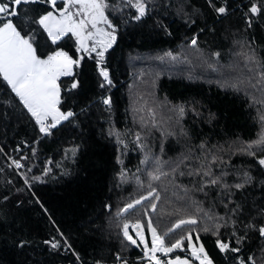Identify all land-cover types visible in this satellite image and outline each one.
<instances>
[{"label":"trees","instance_id":"1","mask_svg":"<svg viewBox=\"0 0 264 264\" xmlns=\"http://www.w3.org/2000/svg\"><path fill=\"white\" fill-rule=\"evenodd\" d=\"M107 2L116 42L103 67L112 83L99 75L94 54L82 55L58 82L60 111L74 115L50 135L0 77V264H147L122 228L139 221L145 229L149 219L167 244L191 234L212 264H247L250 255L264 264V238L247 227L264 226V147L247 154L264 132V0H150L139 20L126 0ZM23 8L22 17L51 10ZM26 31L41 56L77 54L70 34L53 45L37 25ZM9 157L23 167L7 168ZM157 170L167 175L151 181ZM245 173L252 179L243 189L224 187L244 182ZM149 183L160 200L117 215L147 195ZM189 215L196 224L175 227ZM63 239L73 253L51 247ZM218 241L240 251H221Z\"/></svg>","mask_w":264,"mask_h":264},{"label":"snow or ice","instance_id":"2","mask_svg":"<svg viewBox=\"0 0 264 264\" xmlns=\"http://www.w3.org/2000/svg\"><path fill=\"white\" fill-rule=\"evenodd\" d=\"M149 2L150 0H126V4L135 9V18L137 20L143 18L150 11L148 8ZM37 4H47L51 10L35 17L21 16L22 11H27L23 8L24 5ZM57 4L58 0H0V77L11 88L15 96L18 97L24 109L34 118L36 124L39 125V131L45 135H50L51 129L56 128L61 121H66L74 115L72 111L66 113L60 111L61 87L58 82L61 77L73 75V66H79L83 57L74 59L67 51L62 49L54 50L46 56H41L37 47L34 46V35L26 31V29L32 24L37 25L39 29L47 34V38L53 45L71 34V37H75L76 51L78 53L84 52L89 54V56L95 53L99 75L108 84H111L112 81L109 79L107 69L103 67L105 53L116 42V29L105 15V10L109 8L107 0H62V7L60 8L57 7ZM216 11L223 15L226 9L219 7ZM259 11L260 9L255 5L250 8L252 14H257ZM100 24L107 25L110 30L106 31L104 28L98 27ZM89 41H91V46H89ZM191 44L195 46L196 40L193 39ZM216 55L218 56L219 54L217 53ZM249 59L255 63L254 57H249ZM259 82L264 83V71L259 73ZM249 83L251 84L250 80ZM78 86V82L71 83L72 89H76ZM100 86L104 87V84L102 83ZM252 86L255 87V85ZM232 87L239 90L236 85H232ZM103 103L110 105L111 100L105 99ZM258 103L264 104V101H258ZM180 112L182 115V108ZM152 116L154 119V112H152ZM260 122L262 127H264V114H261ZM139 139L140 137L137 135V140ZM253 147H264V132L259 135L257 140L248 144V155H256L255 152L251 151ZM13 163L18 169L23 167L19 161H13ZM258 163L261 167H264V158H260ZM47 171H45V174H47ZM163 175H167V173H161L159 170L155 174L149 173L151 181H159ZM203 175L210 176L211 173L205 171ZM245 177L242 183H236L231 186L225 184L224 187H235L237 190H241L252 179L247 173H245ZM34 179L39 180L40 177H35ZM217 183V179L210 181L211 185H216ZM148 189L147 195L135 200L134 203H129L117 215L128 212L129 209L141 204L144 200L159 201L160 195L151 183H149ZM148 208L152 212H156L157 203L151 202ZM261 213H264V209H261ZM147 214L146 209L145 215ZM196 223L197 219L189 215L187 218L180 219L175 224V227L179 228L184 224L194 225ZM129 227L130 225L127 222L123 224V236L131 244L137 245V240L133 239L129 234ZM131 227L139 237V243L144 244V255L152 264H189L187 260H182L179 257L175 260L164 262L157 256V253H163L167 256L176 249L183 250L182 246L185 239L188 240V246L193 257L199 260L200 264H212L203 246L197 248L193 244L191 234L187 237H180L174 243L167 244L164 236L158 234L157 229L153 227L152 221L149 219L147 227L151 231L152 236L151 247L149 248L144 239V226L137 221ZM247 227L258 231L259 236L264 238V226L257 228L255 225L249 224ZM216 228L219 229L220 225H216ZM173 230L169 229V231ZM243 239L238 238L237 243H242ZM58 246V243H51L53 249ZM218 246L221 251H240L239 248L230 247L228 243L224 242L218 241ZM117 259H119V256H117ZM241 264H245V261L241 260ZM247 264H255V260L251 255L247 257Z\"/></svg>","mask_w":264,"mask_h":264},{"label":"rangeland","instance_id":"3","mask_svg":"<svg viewBox=\"0 0 264 264\" xmlns=\"http://www.w3.org/2000/svg\"><path fill=\"white\" fill-rule=\"evenodd\" d=\"M58 1H60L61 3L58 5L57 4V7L58 8H60V7H62V0H58ZM98 27H100V28H104L106 31H108V30H110V29H108L107 28V25H105V24H100V25H98ZM71 35V34H70ZM75 38V37H74ZM89 46H91V41H89ZM76 47H77V45H76V41H75V49H76ZM77 52V51H76ZM85 54H87V53H84V52H77V54H76V56H72L74 59H80V57H82V55H85ZM92 54H94L95 55V53H92ZM96 57V56H95ZM73 67H75V65L73 66ZM64 77H68V76H64ZM63 77V78H64ZM11 89V88H10ZM106 98H104V100H105ZM133 203V202H132ZM123 229V228H122ZM145 232V231H144ZM146 233L148 234V239H147V241H146V237H147V235H146ZM133 237V239H134V236H132ZM187 237V236H186ZM138 238L139 237H136L135 239L137 240V245H135V246H137V247H140L141 248V253H143L144 254V247L142 246V245H140L139 243H138ZM144 238H145V242L151 247V242H152V236H151V233H148V232H145V235H144ZM192 242H193V244L197 247V248H199L200 246H202L201 245V243H199V241H197V240H195V239H193L192 238ZM187 243H188V240H187ZM144 245V244H143ZM183 247V246H182ZM172 253V252H171ZM173 255L174 256H172V257H175V258H177V257H179V258H182L183 260H187L188 262H189V264H200V261L199 260H197L195 257H193V255H192V252H191V249L189 248V246H187V247H183V250H180V249H176V250H174L173 251ZM161 254H163V253H161ZM182 254H185V255H183V257H182ZM157 256H159V253H157ZM190 258V259H189ZM209 258V257H208ZM161 259V258H160ZM162 260V259H161ZM169 260V259H168ZM167 260V261H168ZM150 262V261H149Z\"/></svg>","mask_w":264,"mask_h":264},{"label":"built area","instance_id":"4","mask_svg":"<svg viewBox=\"0 0 264 264\" xmlns=\"http://www.w3.org/2000/svg\"><path fill=\"white\" fill-rule=\"evenodd\" d=\"M18 149L19 148H15L14 149V151H18ZM7 168H12L11 170H14V171H18L17 170V168L15 167V164L13 163V159H12V157H9L8 158V163H7ZM137 222V221H136ZM136 222H134V221H131V223L129 224L130 225V227H129V233L130 234H132L133 233V235H135V238L136 237H138L137 236V234H136V232H135V230L131 227V225H134ZM141 223V222H140ZM142 224V223H141ZM143 234L145 235V232H143ZM132 236V235H131ZM138 240H139V238H138ZM139 242V241H138ZM53 243H55V242H53ZM56 243H58V247H60L61 249H62V251L63 252H69V253H73V251L71 250V248H69L68 247V244L64 241V239L63 240H61V242H56ZM117 257V256H116ZM138 260H140V261H149L148 260V258L143 254V253H141V256L139 257V259ZM67 264H69V263H67Z\"/></svg>","mask_w":264,"mask_h":264},{"label":"crops","instance_id":"5","mask_svg":"<svg viewBox=\"0 0 264 264\" xmlns=\"http://www.w3.org/2000/svg\"><path fill=\"white\" fill-rule=\"evenodd\" d=\"M128 224H130L131 222H127ZM144 231L145 232H148V233H151V231L148 229V227H146L145 229H144ZM123 232V231H122ZM130 234V233H129ZM130 235H132V236H134V239H135V235H133V233L132 234H130ZM146 235H147V237H146V241H147V239H148V234L146 233ZM145 239V238H144ZM128 241V240H127ZM139 241V240H138ZM139 243V242H138ZM140 245H142L143 247H144V245L143 244H141V243H139ZM148 247L150 248V246L148 245Z\"/></svg>","mask_w":264,"mask_h":264},{"label":"water","instance_id":"6","mask_svg":"<svg viewBox=\"0 0 264 264\" xmlns=\"http://www.w3.org/2000/svg\"><path fill=\"white\" fill-rule=\"evenodd\" d=\"M169 260H175V258H170ZM167 262V261H166ZM147 264H152V262H147Z\"/></svg>","mask_w":264,"mask_h":264},{"label":"flooded vegetation","instance_id":"7","mask_svg":"<svg viewBox=\"0 0 264 264\" xmlns=\"http://www.w3.org/2000/svg\"><path fill=\"white\" fill-rule=\"evenodd\" d=\"M172 258H175V257H172ZM176 259V258H175ZM180 259H182V258H180ZM183 260V259H182Z\"/></svg>","mask_w":264,"mask_h":264}]
</instances>
